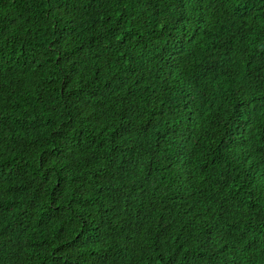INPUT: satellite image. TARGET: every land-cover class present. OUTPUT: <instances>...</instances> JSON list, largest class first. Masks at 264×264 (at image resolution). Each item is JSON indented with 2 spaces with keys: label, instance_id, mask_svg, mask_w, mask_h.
I'll return each instance as SVG.
<instances>
[{
  "label": "trees",
  "instance_id": "trees-1",
  "mask_svg": "<svg viewBox=\"0 0 264 264\" xmlns=\"http://www.w3.org/2000/svg\"><path fill=\"white\" fill-rule=\"evenodd\" d=\"M0 264H264V0H0Z\"/></svg>",
  "mask_w": 264,
  "mask_h": 264
}]
</instances>
